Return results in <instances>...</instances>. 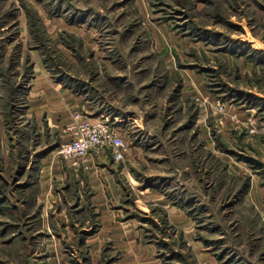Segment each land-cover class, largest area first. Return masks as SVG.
<instances>
[{
  "label": "rangeland",
  "instance_id": "obj_1",
  "mask_svg": "<svg viewBox=\"0 0 264 264\" xmlns=\"http://www.w3.org/2000/svg\"><path fill=\"white\" fill-rule=\"evenodd\" d=\"M0 264H264V0H0Z\"/></svg>",
  "mask_w": 264,
  "mask_h": 264
},
{
  "label": "built area",
  "instance_id": "obj_2",
  "mask_svg": "<svg viewBox=\"0 0 264 264\" xmlns=\"http://www.w3.org/2000/svg\"><path fill=\"white\" fill-rule=\"evenodd\" d=\"M75 129L73 136L60 144L59 152L65 157L81 159L90 151L102 152L107 147L112 148L115 158L123 157L126 140L108 121L81 120Z\"/></svg>",
  "mask_w": 264,
  "mask_h": 264
},
{
  "label": "crops",
  "instance_id": "obj_3",
  "mask_svg": "<svg viewBox=\"0 0 264 264\" xmlns=\"http://www.w3.org/2000/svg\"><path fill=\"white\" fill-rule=\"evenodd\" d=\"M93 234H90L89 237H91Z\"/></svg>",
  "mask_w": 264,
  "mask_h": 264
}]
</instances>
